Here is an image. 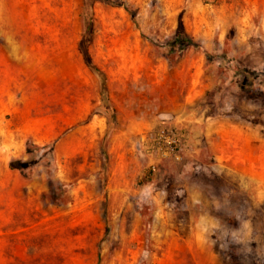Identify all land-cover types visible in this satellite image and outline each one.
Wrapping results in <instances>:
<instances>
[{"label": "rangeland", "instance_id": "obj_1", "mask_svg": "<svg viewBox=\"0 0 264 264\" xmlns=\"http://www.w3.org/2000/svg\"><path fill=\"white\" fill-rule=\"evenodd\" d=\"M106 1L85 46L110 129L82 0H0V264H264V192L186 138L179 161L137 147L193 114L246 133L258 161L264 0Z\"/></svg>", "mask_w": 264, "mask_h": 264}, {"label": "crops", "instance_id": "obj_2", "mask_svg": "<svg viewBox=\"0 0 264 264\" xmlns=\"http://www.w3.org/2000/svg\"><path fill=\"white\" fill-rule=\"evenodd\" d=\"M182 121L189 152L203 148L213 161L206 167L209 171L218 177H235L243 187L254 186L264 192V154L256 157L258 161L251 160L247 152L251 141L246 133L237 136L232 124L220 119L189 114Z\"/></svg>", "mask_w": 264, "mask_h": 264}, {"label": "built area", "instance_id": "obj_3", "mask_svg": "<svg viewBox=\"0 0 264 264\" xmlns=\"http://www.w3.org/2000/svg\"><path fill=\"white\" fill-rule=\"evenodd\" d=\"M185 145V136L172 129L159 127L143 134L137 141V147L148 158L160 161H179V152ZM152 170L154 168L152 167Z\"/></svg>", "mask_w": 264, "mask_h": 264}, {"label": "trees", "instance_id": "obj_4", "mask_svg": "<svg viewBox=\"0 0 264 264\" xmlns=\"http://www.w3.org/2000/svg\"><path fill=\"white\" fill-rule=\"evenodd\" d=\"M95 4H107V5L114 6V4H112L106 0H82V21H83V25H84V31H83V35L79 41L78 47H79V52L82 56L84 65L101 80L102 113L104 114V116L107 119L108 129H110L111 125L114 122V113L111 110V108L109 107L108 101L104 95L105 87L103 85L102 75L92 65V62L89 58V55H88V52H87V49L85 46L86 35L90 32V30L92 28V23H93L92 9H93ZM176 44H179L182 47H185L186 45L193 46L187 40L177 41ZM27 152H29L28 149H27ZM9 168L11 170H15L18 172H24L28 168V166L26 164H23V163L15 162V163H11L9 165Z\"/></svg>", "mask_w": 264, "mask_h": 264}]
</instances>
